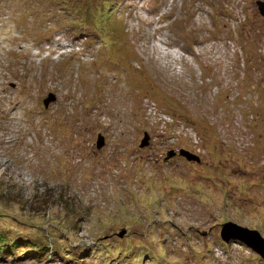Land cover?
<instances>
[{"label":"rangeland","instance_id":"rangeland-1","mask_svg":"<svg viewBox=\"0 0 264 264\" xmlns=\"http://www.w3.org/2000/svg\"><path fill=\"white\" fill-rule=\"evenodd\" d=\"M257 2L0 0V264H264Z\"/></svg>","mask_w":264,"mask_h":264},{"label":"water","instance_id":"water-1","mask_svg":"<svg viewBox=\"0 0 264 264\" xmlns=\"http://www.w3.org/2000/svg\"><path fill=\"white\" fill-rule=\"evenodd\" d=\"M259 14L264 18V2L256 3ZM55 98L53 95H49L46 100H44V106L47 105L48 102L54 101ZM148 145V137L144 136V139L141 142L140 147H145ZM97 148L100 149L103 146V139L101 136H98L97 139ZM173 152L169 154V156H173ZM179 155L185 158L187 161L199 162V158L195 155H192L186 151H179ZM220 237L223 241L228 242L230 239H236L242 243H244L248 248L252 249L258 255L262 257L264 260V238H262L258 232L251 231L239 226L234 225L233 223H226L222 226Z\"/></svg>","mask_w":264,"mask_h":264},{"label":"trees","instance_id":"trees-1","mask_svg":"<svg viewBox=\"0 0 264 264\" xmlns=\"http://www.w3.org/2000/svg\"><path fill=\"white\" fill-rule=\"evenodd\" d=\"M31 240H33L32 237L29 238V237H24V236H17V237H15L14 240H12V242H9V243H7V244L4 245L2 238H0V250H6V249L13 250V248L14 249H17L18 246H19L22 249L28 248V250L30 252H31V249H33L32 251L35 252L34 254H39V253L45 251V249L48 248L47 245H44V247H43L41 244L39 245L38 243L37 244H34L32 242V244H31V242H30ZM38 242H42V241H38ZM6 251H8V250H6ZM80 252H78V254L77 253H73V255L76 256L77 259H79V257H81L80 256L81 254L79 255ZM137 252H138V250L135 253H133V252L131 253L130 252L129 254H127V256H123L125 258L121 257L119 260H121V261L123 260L125 262H127V260H128V262L131 260V262H133L136 259ZM93 254L94 253H91V255H93ZM152 258H153L152 264H162L159 260H157V262H156L155 261L156 258H154L153 256H152ZM125 259H127V260H125ZM80 261H82V260H80Z\"/></svg>","mask_w":264,"mask_h":264}]
</instances>
